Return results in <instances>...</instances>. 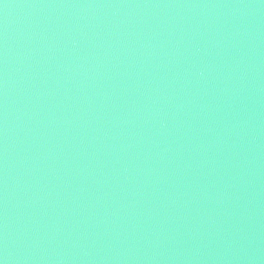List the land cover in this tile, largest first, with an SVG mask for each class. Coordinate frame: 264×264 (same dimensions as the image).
Returning a JSON list of instances; mask_svg holds the SVG:
<instances>
[{
  "label": "water",
  "instance_id": "water-1",
  "mask_svg": "<svg viewBox=\"0 0 264 264\" xmlns=\"http://www.w3.org/2000/svg\"><path fill=\"white\" fill-rule=\"evenodd\" d=\"M0 264H264V0H0Z\"/></svg>",
  "mask_w": 264,
  "mask_h": 264
}]
</instances>
